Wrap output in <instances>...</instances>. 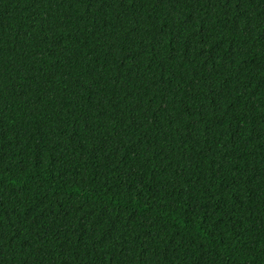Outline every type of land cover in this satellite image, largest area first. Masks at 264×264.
Wrapping results in <instances>:
<instances>
[{
    "label": "trees",
    "instance_id": "1",
    "mask_svg": "<svg viewBox=\"0 0 264 264\" xmlns=\"http://www.w3.org/2000/svg\"><path fill=\"white\" fill-rule=\"evenodd\" d=\"M0 264H264V0H0Z\"/></svg>",
    "mask_w": 264,
    "mask_h": 264
}]
</instances>
